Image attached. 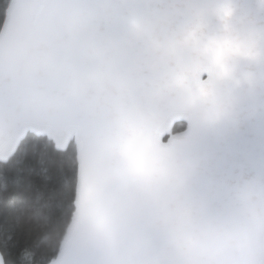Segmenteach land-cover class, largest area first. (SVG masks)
I'll return each instance as SVG.
<instances>
[{
    "label": "water",
    "instance_id": "95a60500",
    "mask_svg": "<svg viewBox=\"0 0 264 264\" xmlns=\"http://www.w3.org/2000/svg\"><path fill=\"white\" fill-rule=\"evenodd\" d=\"M29 133L77 146L50 264H264V0H12L0 158Z\"/></svg>",
    "mask_w": 264,
    "mask_h": 264
},
{
    "label": "trees",
    "instance_id": "16d2710c",
    "mask_svg": "<svg viewBox=\"0 0 264 264\" xmlns=\"http://www.w3.org/2000/svg\"><path fill=\"white\" fill-rule=\"evenodd\" d=\"M12 0H0V31ZM185 123H178L176 130ZM77 146L29 133L0 161V250L6 264H50L75 227Z\"/></svg>",
    "mask_w": 264,
    "mask_h": 264
},
{
    "label": "rangeland",
    "instance_id": "374dc122",
    "mask_svg": "<svg viewBox=\"0 0 264 264\" xmlns=\"http://www.w3.org/2000/svg\"><path fill=\"white\" fill-rule=\"evenodd\" d=\"M17 148V142L14 143L10 148H8L1 156L0 161H5L9 159L11 154L16 150Z\"/></svg>",
    "mask_w": 264,
    "mask_h": 264
},
{
    "label": "flooded vegetation",
    "instance_id": "af4514ba",
    "mask_svg": "<svg viewBox=\"0 0 264 264\" xmlns=\"http://www.w3.org/2000/svg\"><path fill=\"white\" fill-rule=\"evenodd\" d=\"M180 123H183V122H180ZM177 124H178V123H177ZM177 124H176V125H177ZM175 127H176V126H175ZM175 127H174V129H173L170 133L167 134L166 137H168L170 134H173V133H176V132H179V131L185 129V128H186V123H185V126H184L182 129L176 130Z\"/></svg>",
    "mask_w": 264,
    "mask_h": 264
},
{
    "label": "snow or ice",
    "instance_id": "6c2138e0",
    "mask_svg": "<svg viewBox=\"0 0 264 264\" xmlns=\"http://www.w3.org/2000/svg\"><path fill=\"white\" fill-rule=\"evenodd\" d=\"M3 224V221H0V225H2Z\"/></svg>",
    "mask_w": 264,
    "mask_h": 264
}]
</instances>
